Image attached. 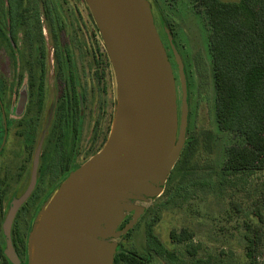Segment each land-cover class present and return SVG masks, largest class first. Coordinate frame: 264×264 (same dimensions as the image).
Returning <instances> with one entry per match:
<instances>
[{"label": "water", "instance_id": "95a60500", "mask_svg": "<svg viewBox=\"0 0 264 264\" xmlns=\"http://www.w3.org/2000/svg\"><path fill=\"white\" fill-rule=\"evenodd\" d=\"M83 1L115 74L113 125L103 148L43 206L28 239V264H113L114 240L136 225L140 204L163 193L185 143L187 80L169 30L163 25L181 87L179 121L175 78L147 0Z\"/></svg>", "mask_w": 264, "mask_h": 264}, {"label": "rangeland", "instance_id": "374dc122", "mask_svg": "<svg viewBox=\"0 0 264 264\" xmlns=\"http://www.w3.org/2000/svg\"><path fill=\"white\" fill-rule=\"evenodd\" d=\"M147 2L151 13L152 11L154 13L160 39L170 55L172 72L177 82L179 111L182 95L178 70L168 46L161 16L171 24L173 36L170 35L183 64L188 92L187 137L194 135L197 138V151L191 161V166L195 169L188 174L181 172L191 183L190 188L182 192V196L172 201H165V197L161 196L147 204H140L147 209L145 214L128 234L114 241L120 243L121 250L144 254L146 230L151 226L160 243L175 252L183 264H195V260H201L203 264H248L245 258V235L249 232L247 227L259 226L264 234V170L250 171L225 179L221 175L226 148L239 143L240 140L220 131L215 124L214 87L205 15L190 0H147ZM56 4L59 9L58 15L55 10L50 15L49 8L44 7L39 0L32 11V16L39 22L38 26H41L43 45L49 55L47 59L49 69L50 55L58 42L56 38L60 39L62 34L63 41L72 42L77 38L82 47L85 38L93 37V33L95 35L92 30L94 22L83 0H56ZM49 17L50 19L58 17V23L64 24L62 34L59 29L55 30V26L52 27V34L49 33ZM31 23L35 22L28 21V24ZM24 29L26 27L21 26L18 30L14 54L3 47L0 48V80L4 84L2 95L10 111L8 119L12 124L5 129L7 131L0 149V165L9 164L13 169L16 167L14 155L17 150L15 121L20 117L16 103L18 94L22 91L21 85L17 84L18 61L22 60L21 58L17 60L16 55L24 53L22 62L26 64H34L38 60L33 45L31 48L27 43ZM79 68L81 69V66ZM1 130L0 120V136ZM182 175L176 178L175 184H178ZM256 208L262 215V223H259L258 217L254 214ZM182 230L192 235V245L193 248L195 247L193 256L188 252L189 241L179 244L170 239L171 231L180 233ZM260 253L258 261L264 263V242ZM148 264L169 263L159 256L152 255Z\"/></svg>", "mask_w": 264, "mask_h": 264}, {"label": "flooded vegetation", "instance_id": "af4514ba", "mask_svg": "<svg viewBox=\"0 0 264 264\" xmlns=\"http://www.w3.org/2000/svg\"><path fill=\"white\" fill-rule=\"evenodd\" d=\"M152 15L154 18L153 11ZM53 26L61 34L65 28L60 22H50L51 34ZM92 30L96 36L93 33V37L85 38L82 47L77 38L72 42L63 41V34L56 38L50 69L46 50L43 56L36 53L38 45H33L38 59L34 64L22 62L24 53L16 55L17 60H22L18 61L17 73L22 91L16 103L20 115L15 121L16 167L0 165V264H28V239L43 206L72 172L103 148L111 131L117 102L116 79L94 23ZM167 56L170 61L169 53ZM175 86L179 121L176 79ZM1 109L5 130L7 120H11L6 119L3 106ZM7 112L10 114L8 108ZM188 127L189 113L184 146ZM118 249L121 245L117 242L116 252Z\"/></svg>", "mask_w": 264, "mask_h": 264}, {"label": "trees", "instance_id": "16d2710c", "mask_svg": "<svg viewBox=\"0 0 264 264\" xmlns=\"http://www.w3.org/2000/svg\"><path fill=\"white\" fill-rule=\"evenodd\" d=\"M44 7L59 13L56 0H39ZM158 1V0H157ZM205 15L208 27V50L211 57V74L214 87L213 112L217 128L239 139L226 148V157L221 168L223 179L250 171L264 170V0H239L223 2L221 0H190ZM38 0H0V48L16 51V38L21 26L24 29L28 45H38L36 53H45L41 26L32 16ZM161 12V10H159ZM79 14V11L77 10ZM58 22V17L48 18ZM35 23L28 24V21ZM36 20V21H35ZM52 20V21H51ZM163 25L173 36L170 22L161 16ZM21 24V25H20ZM40 63V62H39ZM32 69V68H31ZM3 82L0 80V120L3 106L6 119L9 118L3 98ZM3 113V112H2ZM11 123L7 120V129ZM5 130L2 126L0 147ZM197 151V138L192 135L184 146L180 158L171 171L162 194L165 201L182 196L191 183L186 179L192 158ZM184 173L183 175L181 174ZM180 173V174H179ZM183 177L175 184L176 178ZM255 216L262 223V215L256 208ZM245 235V258L248 264H264L258 261L264 242V234L259 226H248ZM129 233V232H128ZM127 233V234H128ZM170 239L175 243L189 241L187 248L193 256L195 247L192 235L182 230L171 231ZM161 257L169 264H183L175 252L168 250L154 235L151 226L146 230V251L144 254L118 249L113 264H148L151 256ZM195 264H203L195 260Z\"/></svg>", "mask_w": 264, "mask_h": 264}]
</instances>
